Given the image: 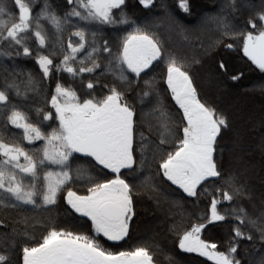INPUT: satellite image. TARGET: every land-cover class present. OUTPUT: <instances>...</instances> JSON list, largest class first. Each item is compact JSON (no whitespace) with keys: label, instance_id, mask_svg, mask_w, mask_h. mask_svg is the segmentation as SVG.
Here are the masks:
<instances>
[{"label":"snow or ice","instance_id":"snow-or-ice-1","mask_svg":"<svg viewBox=\"0 0 264 264\" xmlns=\"http://www.w3.org/2000/svg\"><path fill=\"white\" fill-rule=\"evenodd\" d=\"M35 3L36 0H12L9 6L7 0H0V56L14 58L13 53L3 51L7 45L14 49L15 57L34 60L41 76L38 80L30 71H15L12 80L5 79L0 84V206L5 211H15L19 216L16 223L27 226L32 217L26 212H48L49 206L64 200L75 213L90 219L95 235L57 227L48 217L46 234L39 240L31 237L33 243L22 247V264H153L146 245L113 252L104 248L96 236L102 234L109 241L129 238L136 216L134 197L139 194L136 189L153 193L157 203L162 195L153 177L143 175L147 167L145 137L138 133L136 112L125 99L133 83L129 76L134 75L139 84L141 74L146 76L154 62L166 65V85L182 110V118L177 124L162 106L155 80L144 79L146 90L140 93V102L156 96L152 127L157 132L158 144L152 159L159 157L163 177L187 197L199 199V189L211 198L210 212L199 216L202 222L191 224L183 232L178 246L185 252L206 257L213 264H242L238 258L241 241L253 240L252 233L242 231V227H251L264 241V213L253 219L243 208L223 211L218 208L224 202L234 203L247 195V187L239 176L224 173L218 154V138H222V130L229 128L228 118L201 102L184 63L166 51L163 42L150 34L147 26L140 27L131 19L126 11L128 0H65L62 15L57 14V6L49 0H44L40 11L34 14ZM139 4L150 8L154 0H139ZM180 7L188 12V0H180ZM230 8L233 13L237 11L236 0H230ZM41 19L54 27V38L43 29ZM212 19L225 35L240 37L245 56L264 71V7L241 26L228 23L226 16ZM66 27L75 30L65 40ZM105 28L124 31V35L118 43H110L103 36ZM33 40L37 42L35 53L29 47ZM57 55L62 57L58 62ZM218 68L223 70L224 63L220 62ZM63 73L73 80L79 78L86 98L61 83ZM84 74L92 77L86 84ZM106 75L113 79L111 85H102L107 94L92 95ZM16 76L26 79L17 81ZM239 78L232 76L233 80ZM53 83L54 89L45 92ZM41 93L50 110L36 108L37 121L32 122L31 109L23 110L13 99L27 101L29 94ZM46 122L55 123L56 127ZM9 125L22 130L20 142L3 139ZM36 142H42L41 146L35 147ZM165 146L173 150L167 151ZM81 160L87 163H80ZM106 169L111 170V178L105 174ZM95 170L97 175H92ZM122 170L126 174L122 175ZM215 180H222V187H216ZM75 184L90 186L86 187V194H80L73 190ZM208 184L212 185L211 191L205 186ZM214 192L219 193V199ZM229 216L235 218L237 226L231 230L226 250L221 251L217 243L202 238V234L210 225L227 222ZM0 225H4L3 220ZM23 234L27 235L26 230ZM18 235L16 228L6 234L5 250L15 246ZM0 264H13L3 251Z\"/></svg>","mask_w":264,"mask_h":264},{"label":"trees","instance_id":"trees-1","mask_svg":"<svg viewBox=\"0 0 264 264\" xmlns=\"http://www.w3.org/2000/svg\"><path fill=\"white\" fill-rule=\"evenodd\" d=\"M43 2L44 0H36V6L42 7ZM7 3L11 6L12 0H7ZM49 3L57 6V14L62 15L61 10L64 9L65 0H49ZM236 3L237 11L233 13L230 0H188L189 11L185 12L180 7V0H154L150 8H144L139 4V0H128L126 11L140 27L147 26L150 34H155L163 42L166 51L172 52L179 61L184 63L186 70L193 78V84L201 102L215 107L218 113L228 118L229 128L222 130V138H218V154L224 173L239 176L241 182L247 187V195L234 203L224 202L218 208L221 211L243 208L253 219H256L264 213V112L263 116H255L252 112L264 109V71L245 56L242 39L233 34L225 35L212 18L226 16L228 23L241 26L244 20L254 18L255 12L264 7V0H236ZM257 27H260L259 23ZM52 30L54 38L55 30L54 28ZM241 30L252 29L241 27ZM122 32L124 31L105 28L103 36L106 38L113 35L116 39L115 43H118L123 36ZM68 35L64 32L65 40ZM229 44L232 45L231 48L227 47ZM36 46L37 42L34 40L29 42V47L34 53L37 50ZM3 51L13 53L14 58L0 56V84L5 79L12 80L11 74L15 71H30L38 80L41 79L39 67L34 60L22 56L15 57L14 49L7 45L3 46ZM220 62L225 65L223 70L218 68ZM67 76L64 73L61 74V83ZM232 76L240 78L233 80ZM15 78L17 81L26 79L25 76ZM129 79L133 83L126 92L125 99L133 105L136 112L138 133H143L145 137L143 143L147 167L143 175L153 177L162 195L157 203L153 193L146 189H136L139 193L134 197L136 216L133 218L129 238L124 241H109L100 234L96 236V239L104 248L113 252L128 251L146 245L153 256L154 264H213L206 257L198 253L185 252L178 246L183 232L189 230L191 224L202 222L198 219L199 216L210 212L211 198L201 193L199 189V199L187 197L182 189L163 177L162 170L158 167L159 157L152 159L158 144L157 132L152 127L156 119L152 113V109L156 107V96L153 94L145 97L143 103L140 102V93L146 90L143 87V80L154 79L155 88L164 109L177 124L181 123L182 118V110L175 103L166 85V65L154 62L146 76L144 73L141 74L139 84L136 83L134 75H130ZM80 86L76 91L84 95V85L80 83ZM217 87L223 89L218 90ZM53 89L54 83L44 91L51 92ZM43 94H29L27 101L13 99V102L20 104L23 110L31 109L29 116L32 122H36V108L50 110L49 106L43 103ZM252 96H260L258 100L255 98L254 105L250 104ZM248 105L250 106L248 111L242 108ZM46 123L56 126L52 122ZM259 124L263 125L258 126ZM254 126L256 128L250 129ZM21 131L9 125L7 130H4L3 139L9 143L18 142L15 139L19 138ZM25 146L29 147L26 144ZM34 146L40 147L41 143L37 142ZM165 147L167 151L173 150L171 146ZM90 160L91 158H87V161ZM139 160L137 146V163ZM87 161L81 160L80 163H87ZM88 166L92 167L90 164ZM104 172L109 178L113 176L111 170L106 169ZM97 173L98 170H95L91 174L97 175ZM124 174L126 170H122V175ZM213 183L216 187L223 185L222 180H215ZM89 186L75 184L73 190L86 194L85 189ZM205 186L212 190V185ZM213 194L217 196V199L220 198L219 193ZM49 209L48 212L39 210L26 212L25 215L32 219L25 226L22 223H16L19 216L15 211H5L0 206V220L4 221V225H0V251L10 256L13 264H22V247L25 243H33L31 237L39 240L46 234L48 217L55 221L57 227L95 235L90 219L75 213L64 200H60L56 206H49ZM235 226H237L235 218L229 216L227 222L210 225L202 234V238L217 243L219 250L224 251L227 242L232 238L231 230ZM12 228H16L20 235L15 237V246L11 250H5V236L11 233ZM25 230L27 235L23 234ZM242 231L251 232L253 240L241 241L238 258L242 260V264H261L264 261V241L259 239L258 233L251 227H242Z\"/></svg>","mask_w":264,"mask_h":264},{"label":"rangeland","instance_id":"rangeland-1","mask_svg":"<svg viewBox=\"0 0 264 264\" xmlns=\"http://www.w3.org/2000/svg\"><path fill=\"white\" fill-rule=\"evenodd\" d=\"M37 4L35 3V6H34V14L35 13H37V12H39L40 11V9H41V7H37L36 6ZM40 23H41V25L43 26V29L47 32V34H51L50 36L51 37H53V34H52V28H54V27H52V25H51V23L50 22H47L46 20H44V19H41L40 20ZM46 23H48V25L46 24ZM70 27H66V31H65V33H67V34H69V33H71L72 31H74V30H70L69 29ZM55 30V29H54ZM129 30H131V29H129ZM121 32V31H120ZM122 35H124V32H122ZM117 36V35H116ZM107 39H109L110 40V43H115V36H110V37H106ZM75 39L76 38H73V40H74V42H75ZM35 49H37V46H36V48ZM60 58H62L61 56H59V55H57V57H56V60H57V62L59 61V59ZM103 58H101V60H102ZM66 76H67V73H64ZM97 76H99V70L97 71ZM89 79H92V77H90V76H88V74H84V83L86 84L87 83V81L89 80ZM66 80V81H65ZM64 81H63V84H65V86H70V87H72V88H74L75 90L77 89V87H81L80 86V83H81V81L79 80V78H77V79H75V80H73L69 75L67 76V78L65 79ZM102 80V81H101ZM103 81H105V83L103 82ZM101 82H103V83H101ZM111 83H113V79H112V77L110 76V75H106V76H104V77H102L101 79H100V84L97 86V89H96V91H94V92H92L91 94L92 95H95V96H97V97H100V96H102V95H104V94H107V92H106V89H103V87H101L102 85L101 84H108V85H111ZM82 84V83H81ZM83 85V84H82ZM117 87H119V85H117ZM217 89L218 90H221V89H223L222 87H217ZM77 90H79V89H77ZM82 92H83V90H82ZM78 94H80L81 96H82V98H86L85 97V95H83V93L81 94V93H79V92H77ZM258 98H260V96H252L251 97V102H250V104H253L254 105V102H256L255 100ZM252 99L254 100V101H252ZM257 99V100H258ZM242 108H244L245 110H247L248 111V109L250 108V106L248 105V107H242ZM254 112H252V114L253 115H255V116H257V115H259V116H263L262 114H263V112H264V109L262 108V111H259V112H256L255 110H253ZM218 114H220V113H218ZM264 117V116H263ZM263 124H259L258 126H262ZM52 127H56V126H52ZM254 128H256V126H254V127H251L250 129H254ZM48 131H50V129H48ZM12 139V138H11ZM15 140H17L18 142H20L19 141V139H15ZM23 143V146L24 147H26L25 146V144L26 145H28L27 144V142H22ZM37 143V142H36ZM40 143H42V142H40ZM27 148V147H26ZM154 264V263H153Z\"/></svg>","mask_w":264,"mask_h":264},{"label":"flooded vegetation","instance_id":"flooded-vegetation-1","mask_svg":"<svg viewBox=\"0 0 264 264\" xmlns=\"http://www.w3.org/2000/svg\"><path fill=\"white\" fill-rule=\"evenodd\" d=\"M69 29H70L71 31H72V30H75L74 28H71V27H70ZM69 34H70V33H69Z\"/></svg>","mask_w":264,"mask_h":264}]
</instances>
